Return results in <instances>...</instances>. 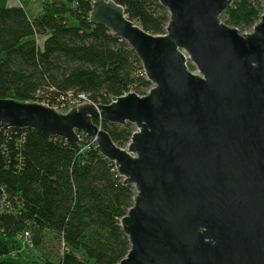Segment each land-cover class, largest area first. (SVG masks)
<instances>
[{
  "label": "water",
  "instance_id": "water-1",
  "mask_svg": "<svg viewBox=\"0 0 264 264\" xmlns=\"http://www.w3.org/2000/svg\"><path fill=\"white\" fill-rule=\"evenodd\" d=\"M157 1L169 14L164 35L114 0H94L90 13L141 61L145 96L67 113L1 99L0 133L32 129L73 144L82 133L96 143L135 190L119 264H264V13L241 33L222 20L235 0ZM95 120L136 130L123 148ZM5 198L0 186V215Z\"/></svg>",
  "mask_w": 264,
  "mask_h": 264
},
{
  "label": "trees",
  "instance_id": "trees-1",
  "mask_svg": "<svg viewBox=\"0 0 264 264\" xmlns=\"http://www.w3.org/2000/svg\"><path fill=\"white\" fill-rule=\"evenodd\" d=\"M93 1L41 0L32 18L21 4L0 6V100L39 102L67 113L75 105H108L129 92L150 91L130 46L90 22ZM114 1L145 31L166 33L169 14L157 0ZM263 13L264 0H235L222 20L245 33ZM189 68L195 70L191 63ZM95 123L123 148L136 130L131 124ZM79 135L73 144L32 129L1 131L0 186L6 198L0 264H23L6 257L25 252L27 245L52 247L33 264H119L127 256L130 242L121 219L133 206L135 190L124 185L93 140Z\"/></svg>",
  "mask_w": 264,
  "mask_h": 264
},
{
  "label": "rangeland",
  "instance_id": "rangeland-1",
  "mask_svg": "<svg viewBox=\"0 0 264 264\" xmlns=\"http://www.w3.org/2000/svg\"><path fill=\"white\" fill-rule=\"evenodd\" d=\"M40 2L41 0H0V5L3 7H10L21 4L27 9L29 16L32 18L39 10ZM43 42H44V38H41L40 39L41 46H43ZM27 246L28 247L25 248V252L15 250L12 252V255L7 256L6 259L14 263L22 262L23 264H33V259L35 261H39V259L40 258L42 259L44 255H47L46 252L50 251L52 248L51 246L45 247V249L42 251L40 250V248L37 249L33 246L31 247V245H27ZM21 253L22 255H20ZM50 257L53 258V256Z\"/></svg>",
  "mask_w": 264,
  "mask_h": 264
},
{
  "label": "built area",
  "instance_id": "built-area-1",
  "mask_svg": "<svg viewBox=\"0 0 264 264\" xmlns=\"http://www.w3.org/2000/svg\"><path fill=\"white\" fill-rule=\"evenodd\" d=\"M75 105V104H74ZM76 106V105H75ZM29 237H30V235H29V233H25V239L27 240V242H29Z\"/></svg>",
  "mask_w": 264,
  "mask_h": 264
},
{
  "label": "crops",
  "instance_id": "crops-1",
  "mask_svg": "<svg viewBox=\"0 0 264 264\" xmlns=\"http://www.w3.org/2000/svg\"><path fill=\"white\" fill-rule=\"evenodd\" d=\"M1 6V5H0Z\"/></svg>",
  "mask_w": 264,
  "mask_h": 264
}]
</instances>
